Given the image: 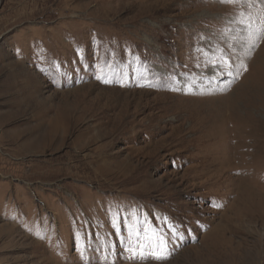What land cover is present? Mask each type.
<instances>
[{
    "label": "rangeland",
    "instance_id": "1",
    "mask_svg": "<svg viewBox=\"0 0 264 264\" xmlns=\"http://www.w3.org/2000/svg\"><path fill=\"white\" fill-rule=\"evenodd\" d=\"M0 264H264V0H0Z\"/></svg>",
    "mask_w": 264,
    "mask_h": 264
},
{
    "label": "snow or ice",
    "instance_id": "2",
    "mask_svg": "<svg viewBox=\"0 0 264 264\" xmlns=\"http://www.w3.org/2000/svg\"><path fill=\"white\" fill-rule=\"evenodd\" d=\"M226 2H232V0H226ZM251 6V5H250ZM244 24V21H240ZM245 24V28H247ZM224 64L231 67L229 61H224ZM246 70V69H245ZM118 211V210H117ZM129 219H133L129 217ZM117 226L116 223L113 225ZM130 236L133 239L129 251L132 253L134 259H146L154 258L158 260L167 259L170 254L167 250V241L163 235L159 233L158 229H149L147 226L141 228L139 226L138 218L134 219L133 223L128 225Z\"/></svg>",
    "mask_w": 264,
    "mask_h": 264
},
{
    "label": "bare ground",
    "instance_id": "3",
    "mask_svg": "<svg viewBox=\"0 0 264 264\" xmlns=\"http://www.w3.org/2000/svg\"><path fill=\"white\" fill-rule=\"evenodd\" d=\"M232 242V241H231ZM259 253V252H258ZM230 255V254H229ZM256 256H257V254H256ZM258 257H259V255H258ZM255 259V258H254ZM253 260V259H252Z\"/></svg>",
    "mask_w": 264,
    "mask_h": 264
}]
</instances>
